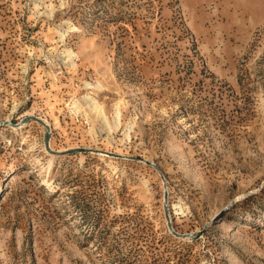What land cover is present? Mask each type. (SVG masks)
<instances>
[{"label":"rangeland","instance_id":"rangeland-1","mask_svg":"<svg viewBox=\"0 0 264 264\" xmlns=\"http://www.w3.org/2000/svg\"><path fill=\"white\" fill-rule=\"evenodd\" d=\"M0 264H264V0H0Z\"/></svg>","mask_w":264,"mask_h":264},{"label":"water","instance_id":"water-1","mask_svg":"<svg viewBox=\"0 0 264 264\" xmlns=\"http://www.w3.org/2000/svg\"><path fill=\"white\" fill-rule=\"evenodd\" d=\"M35 119L37 121H39L46 128H49V126L45 123L44 120H42L40 118H35ZM46 146H47V149L50 152H52L54 154H57V155L62 154V152H55L54 150H52L50 148V138L48 137V135L46 137ZM70 152L71 153H93V154L102 155V156L110 157V158H114V159L118 158V159H130V160L140 161V162H143V163H145V164H147V165L152 166L153 168H155L158 171V173L162 176V173H161L159 167L154 162H151L149 160L138 159L136 157H126V156L121 155V154H115V153L103 151V150H100V149L78 148V149H75V150H71ZM162 178H163V176H162ZM168 205H169V195H168V192L166 191L165 196H164V208H165V212H166V218H167V221H168L169 229L172 232V234H174L175 236L182 237V238H186V237L193 238L194 235H181V234H178L173 229V227L171 226V220H170V216H169Z\"/></svg>","mask_w":264,"mask_h":264},{"label":"bare ground","instance_id":"bare-ground-1","mask_svg":"<svg viewBox=\"0 0 264 264\" xmlns=\"http://www.w3.org/2000/svg\"><path fill=\"white\" fill-rule=\"evenodd\" d=\"M65 53H67V55L64 56V58H66V57L72 58L73 57V53L72 52L69 51V52H65ZM88 99L89 100L87 101V103L89 104V106L95 108L94 110H99L98 107H100V105H98V103L95 102L92 98H88Z\"/></svg>","mask_w":264,"mask_h":264}]
</instances>
